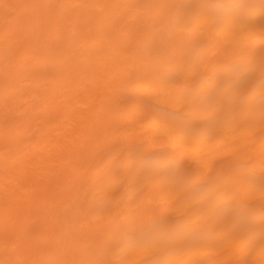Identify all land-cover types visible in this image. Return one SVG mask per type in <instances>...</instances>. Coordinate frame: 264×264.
<instances>
[{"label":"bare ground","instance_id":"bare-ground-1","mask_svg":"<svg viewBox=\"0 0 264 264\" xmlns=\"http://www.w3.org/2000/svg\"><path fill=\"white\" fill-rule=\"evenodd\" d=\"M0 110V264H264V0H0Z\"/></svg>","mask_w":264,"mask_h":264},{"label":"rangeland","instance_id":"rangeland-1","mask_svg":"<svg viewBox=\"0 0 264 264\" xmlns=\"http://www.w3.org/2000/svg\"><path fill=\"white\" fill-rule=\"evenodd\" d=\"M101 31V30H100ZM59 65V64H58ZM47 66L48 68H59V69H68V68H70V62L69 61H64L63 63H62V65L60 66ZM37 71H40V70H43V68H37L36 69ZM82 72L84 73V71L82 70ZM88 85H87V83H81V82H79V81H77L76 79H67L66 81H65V83H64V90H66L67 91V93L69 94V95H71V96H74V97H76V98H84L85 99V96H84V94L82 93L83 92V89H85L86 87H87ZM56 92V91H55ZM53 93H54V91H53ZM58 92H56V94H57ZM18 101V99H17V97H13V98H11V99H9L8 100V102L9 103H15V102H17ZM84 104H86V105H89V104H87L86 103V101L84 100ZM86 105H80V104H77V105H74L73 106V108H72V110H71V115L73 116V118L75 117V116H77V115H80V114H82V113H84V112H86V110L88 109L87 108V106ZM4 108H5V106L3 105L2 106V111L4 110ZM54 110L53 109H51V111H49L48 113V115H46V117H35L34 119H33V122L35 123V124H37V123H40L41 121H42V119H44V118H48V119H50V118H52V119H54L56 122L55 123H58L59 122V120L61 119V118H59V116H60V113H57V112H53ZM0 112H1V110H0ZM23 111L22 110H16V111H12V113L14 114V113H17V115H19L20 116V114L22 113ZM6 114H5V112H3V113H0V118L2 119V120H7V118H6V116H5ZM59 127H60V129H59ZM68 127V125H65L64 126V128H62L60 125L58 126V130L57 131H55V132H53V134L55 135V136H60V134H62L61 132H62V130H64L65 128H66V130H65V132L66 131H68V130H71L72 129V127H74V126H72V127H70V128H67ZM68 148L70 147V145L69 146H67ZM67 147H65L66 148V150H67ZM0 149H7V147L6 146H2L1 144H0ZM33 156V154H29L28 155V157H32Z\"/></svg>","mask_w":264,"mask_h":264}]
</instances>
